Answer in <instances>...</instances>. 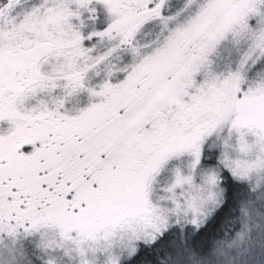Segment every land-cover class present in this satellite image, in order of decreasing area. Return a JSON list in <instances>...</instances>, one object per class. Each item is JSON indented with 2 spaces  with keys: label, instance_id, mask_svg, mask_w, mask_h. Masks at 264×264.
Listing matches in <instances>:
<instances>
[{
  "label": "snow or ice",
  "instance_id": "snow-or-ice-1",
  "mask_svg": "<svg viewBox=\"0 0 264 264\" xmlns=\"http://www.w3.org/2000/svg\"><path fill=\"white\" fill-rule=\"evenodd\" d=\"M0 264H264V0H0Z\"/></svg>",
  "mask_w": 264,
  "mask_h": 264
}]
</instances>
